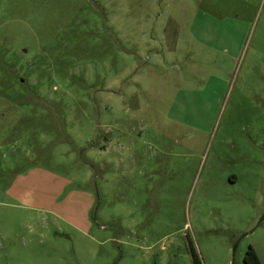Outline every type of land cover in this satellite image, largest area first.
<instances>
[{"label":"rangeland","instance_id":"1","mask_svg":"<svg viewBox=\"0 0 264 264\" xmlns=\"http://www.w3.org/2000/svg\"><path fill=\"white\" fill-rule=\"evenodd\" d=\"M264 264V0H0V264Z\"/></svg>","mask_w":264,"mask_h":264},{"label":"trees","instance_id":"2","mask_svg":"<svg viewBox=\"0 0 264 264\" xmlns=\"http://www.w3.org/2000/svg\"><path fill=\"white\" fill-rule=\"evenodd\" d=\"M192 264H202L199 256L192 246H190ZM245 264H261L260 259L252 246H249L243 256Z\"/></svg>","mask_w":264,"mask_h":264}]
</instances>
